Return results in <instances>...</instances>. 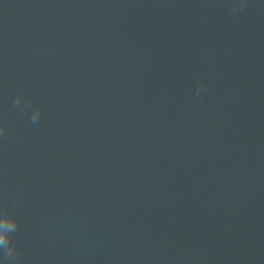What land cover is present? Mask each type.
<instances>
[{"label": "water", "instance_id": "water-1", "mask_svg": "<svg viewBox=\"0 0 264 264\" xmlns=\"http://www.w3.org/2000/svg\"><path fill=\"white\" fill-rule=\"evenodd\" d=\"M232 5L0 0L15 264H264V0Z\"/></svg>", "mask_w": 264, "mask_h": 264}, {"label": "clouds", "instance_id": "clouds-1", "mask_svg": "<svg viewBox=\"0 0 264 264\" xmlns=\"http://www.w3.org/2000/svg\"><path fill=\"white\" fill-rule=\"evenodd\" d=\"M247 7V0H233L232 14L235 15L239 11ZM203 82L197 87L196 94L199 95L203 90ZM27 109L31 106V101L18 94L15 97L14 105L21 106ZM40 119V109L36 108L32 111L30 116V123L35 125ZM5 132V126L0 122V135ZM19 221L14 216L9 214L7 207L0 208V255H2L5 264H15V261L19 258V253L16 248V244L12 239L13 234L18 230Z\"/></svg>", "mask_w": 264, "mask_h": 264}]
</instances>
